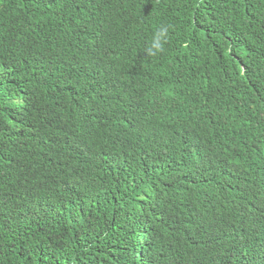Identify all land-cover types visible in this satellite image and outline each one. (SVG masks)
Returning a JSON list of instances; mask_svg holds the SVG:
<instances>
[{
    "label": "trees",
    "instance_id": "trees-1",
    "mask_svg": "<svg viewBox=\"0 0 264 264\" xmlns=\"http://www.w3.org/2000/svg\"><path fill=\"white\" fill-rule=\"evenodd\" d=\"M14 2L36 7L49 28L39 32L12 0H0L5 44L26 56L0 66V121L21 118L39 140L13 174L28 188L0 198V264H264V245L254 258L241 233L227 234L240 206L227 209L238 200L263 208L256 215L264 220V0H72L66 9ZM136 20L145 23L137 32L129 28ZM160 24L172 28L151 73L144 45ZM39 43L68 58L73 72L95 68L83 75L88 83L71 90L61 69L35 67L28 55ZM86 85L102 89V99L79 98ZM182 91L192 95L186 110L167 101ZM83 112H127L133 132L68 155ZM206 152L216 161L203 174ZM230 162L240 174L236 192L213 180ZM81 165L95 166L90 186ZM210 227L215 257L188 254V242Z\"/></svg>",
    "mask_w": 264,
    "mask_h": 264
},
{
    "label": "clouds",
    "instance_id": "clouds-1",
    "mask_svg": "<svg viewBox=\"0 0 264 264\" xmlns=\"http://www.w3.org/2000/svg\"><path fill=\"white\" fill-rule=\"evenodd\" d=\"M55 7L59 9H66L72 0H54ZM156 6L160 4L161 0H156ZM18 10L21 12L25 19H29L31 24L42 30L48 29L43 16L40 11L29 4L17 5L14 0H12ZM145 27V23L141 20H136L135 23L129 25V28L135 32L142 30ZM172 26L168 24H160L157 26L152 34L151 40L148 44L144 45V50L148 60H150V65L153 64V70L151 73H156L158 63H154L153 57L159 55L165 51V45L168 43L170 31ZM130 44L124 42L121 44V48H126ZM32 59L33 65L37 66L39 69H50L59 68L62 70L65 76L70 78L72 82L71 90L77 88L78 82L88 83V77L85 78L83 75L89 73L90 76L95 72V68L80 69L73 72L71 62L68 58L57 53L52 47L45 43H39L36 45L30 54L28 55ZM26 59L25 55L19 54L12 51L5 44V26L2 27V32H0V66L11 68ZM152 59V60H151ZM35 66V67H36ZM96 70H100L98 67ZM244 70V69H243ZM96 75V73H95ZM152 75V74H151ZM102 89H90L89 85L83 86L79 91V98H85L87 104H92L103 97ZM192 95L189 92H178L172 93V95L167 96V101L174 107H180L184 105L185 110L186 103L189 101V105ZM156 104H162L159 98L153 99ZM140 101L136 102V107L139 106ZM127 112H121L119 118L113 113L107 117H92L85 112L78 115L75 120V137L72 143L68 146L67 154H80L86 151L88 155L95 152V150L104 146L103 142L106 141L111 135L115 136H127L133 132V127L131 124V116L125 115ZM114 115L113 120L109 121L110 116ZM145 129L142 124V119L136 124V130ZM263 141H259V144H263ZM39 140L38 137L33 133L26 132V124L21 118H11L8 120L0 121V198H6L7 194L10 193H20L21 189H27L28 187H20V185L15 181L13 174L20 172V160L23 158H30L32 151L38 152ZM239 149V148H238ZM103 153H100L102 155ZM212 153L206 152L203 157L201 164L203 167L199 168L198 171L203 174L207 172L210 168H215V161L212 158ZM244 160L246 159L245 168L250 172L252 169L253 157L252 153H242ZM105 157V156H104ZM67 161V160H65ZM68 163V161H67ZM232 162H230L227 167L222 169V174L214 178L213 180L222 181L223 184L230 188H233L236 192L238 188V180L240 174L232 168ZM93 165H81L80 181L88 184L90 186V179L96 178L94 174ZM31 170L37 167H33L30 164ZM40 170V168H39ZM106 177L112 174V170L104 169ZM236 176V178L234 177ZM200 177V175L195 176V179ZM248 203L247 200H238L230 204V207H235L231 210L232 220L229 221L227 234L231 240H234L240 233L243 241L250 242L249 252L256 257V252L258 246L264 245V220L257 218L256 211L258 207L245 206ZM212 227V226H211ZM211 227L209 230H205L202 233L197 234L188 242V248L186 252L191 256L195 254L203 256L206 259L214 258L216 255V249L211 241ZM200 244L202 250L200 249Z\"/></svg>",
    "mask_w": 264,
    "mask_h": 264
}]
</instances>
